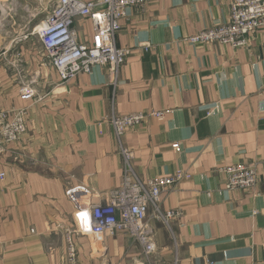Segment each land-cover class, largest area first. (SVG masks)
Listing matches in <instances>:
<instances>
[{
    "label": "crops",
    "instance_id": "obj_1",
    "mask_svg": "<svg viewBox=\"0 0 264 264\" xmlns=\"http://www.w3.org/2000/svg\"><path fill=\"white\" fill-rule=\"evenodd\" d=\"M229 1L148 0L129 8L116 36L129 54L115 85L106 66L60 84L33 33L4 32L0 110L25 109L26 131L0 157V264H264V29L239 48L184 41L227 23ZM75 28L89 44L90 21L78 19ZM28 83L38 99L19 95ZM151 111L165 116L122 137L136 174L188 178L161 194L160 210L179 212L167 224L149 207L155 251L146 259L132 237L106 235L98 249L77 233L65 191L85 187L91 195L77 194L83 205L104 202L123 167L106 118ZM236 163L255 164L252 190L225 189L217 167Z\"/></svg>",
    "mask_w": 264,
    "mask_h": 264
},
{
    "label": "built area",
    "instance_id": "obj_2",
    "mask_svg": "<svg viewBox=\"0 0 264 264\" xmlns=\"http://www.w3.org/2000/svg\"><path fill=\"white\" fill-rule=\"evenodd\" d=\"M148 0H56L50 14L33 29L49 64L57 71L60 84H65L80 73H89L94 66H106L111 83L118 80L120 67L129 50L116 45V36L122 21L131 7L143 8ZM88 19L92 26L91 42H81L75 28L78 19ZM264 29V0H230L228 22L203 28L184 38L190 45L216 43L233 48L243 47L247 38ZM19 95L25 99H38L32 83L23 84ZM26 110H0V157L7 147L19 140L26 131ZM164 112H139L127 115L111 113L106 122L112 127L122 157L123 167L119 186L104 202L83 205L77 194L91 195L85 187L65 191L77 215L76 232L101 243L106 235L121 233L135 239L144 258L155 251V244L146 228L147 212L152 208L154 218L167 224L179 215L178 211L162 212L159 208L161 194L188 175L176 171L170 176L140 178L133 165L132 150L122 144L124 133L144 123L149 117L161 119ZM178 150L179 145H171ZM224 175L228 191H249L258 183L255 164H227L217 167ZM4 173L0 171V180ZM69 234L66 235L69 260L75 258V249Z\"/></svg>",
    "mask_w": 264,
    "mask_h": 264
},
{
    "label": "rangeland",
    "instance_id": "obj_3",
    "mask_svg": "<svg viewBox=\"0 0 264 264\" xmlns=\"http://www.w3.org/2000/svg\"><path fill=\"white\" fill-rule=\"evenodd\" d=\"M56 0H0V37L11 31L16 37L19 33H32L44 16L52 10ZM0 39V50L2 46ZM93 242V241H92ZM100 249L99 242H93Z\"/></svg>",
    "mask_w": 264,
    "mask_h": 264
}]
</instances>
